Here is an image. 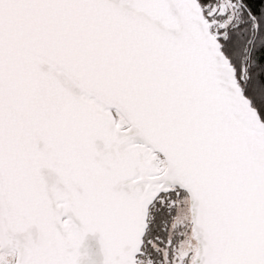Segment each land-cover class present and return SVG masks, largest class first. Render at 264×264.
Returning <instances> with one entry per match:
<instances>
[{
	"label": "snow or ice",
	"instance_id": "obj_1",
	"mask_svg": "<svg viewBox=\"0 0 264 264\" xmlns=\"http://www.w3.org/2000/svg\"><path fill=\"white\" fill-rule=\"evenodd\" d=\"M0 264H264V0H0Z\"/></svg>",
	"mask_w": 264,
	"mask_h": 264
}]
</instances>
